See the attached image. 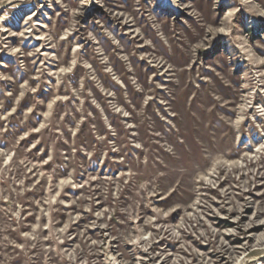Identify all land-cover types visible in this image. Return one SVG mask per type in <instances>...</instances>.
I'll return each instance as SVG.
<instances>
[{"label":"rangeland","instance_id":"374dc122","mask_svg":"<svg viewBox=\"0 0 264 264\" xmlns=\"http://www.w3.org/2000/svg\"><path fill=\"white\" fill-rule=\"evenodd\" d=\"M0 264H264V0H0Z\"/></svg>","mask_w":264,"mask_h":264}]
</instances>
